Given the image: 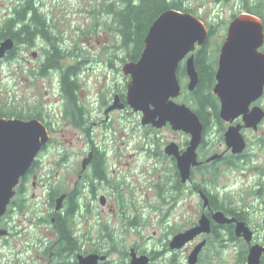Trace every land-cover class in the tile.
Here are the masks:
<instances>
[{"label": "rangeland", "instance_id": "374dc122", "mask_svg": "<svg viewBox=\"0 0 264 264\" xmlns=\"http://www.w3.org/2000/svg\"><path fill=\"white\" fill-rule=\"evenodd\" d=\"M35 1L49 25L50 33L57 39L62 58H65L63 64L75 60L79 62L77 101L88 110L87 115L84 114V123L80 128L64 117L66 99L60 89V70L54 68L46 75L38 74L42 61L38 57L44 53L41 49L47 47V43L40 38H35L33 45L18 43L11 57L0 60V112L10 114L6 117L22 119L41 115L45 124L49 122L47 125L52 131V139L40 156L41 165L37 171L39 179L43 181L50 179L59 185L68 179H76L81 159L90 146L106 148L109 180L98 185L100 188L97 191V196H106V206L102 208L99 200H94L93 216L81 225L76 221V231L78 236L83 232L95 235L100 232V222L109 225L99 233L102 234L103 247H107L105 251H109L111 263L107 264L125 261L126 253L133 246L140 254L153 249L161 251L153 264H186L188 251L181 249L174 258V254L165 247H168V241L176 231L196 220L201 205L189 185L176 195L172 187L174 169L169 159L163 156L159 157L160 161L152 156L149 158L141 147L152 152L156 148L161 149L165 140L184 143L190 139L189 134L171 128L148 132L141 124L139 113L131 109L115 110L110 114V120H103L105 105L112 103L116 93L125 92L130 79L123 74L122 65L129 59L128 52L134 46L132 43L127 47L122 44L114 22V12L108 10L109 5L113 10L118 8L121 0ZM173 1L180 2L189 9L188 12L200 18L208 27H213L208 50L215 57L219 54L233 16L239 14L246 4L253 6L264 0ZM23 3L24 0H0V24L3 25L14 9L21 8ZM33 51L37 52L36 57L32 55ZM248 134L261 142L256 147L252 146L246 158L239 161L238 165L243 171L237 167L220 168L216 172L213 189L217 188L215 191L223 200L232 199L234 204L248 207L249 221L256 229V240L262 241L264 122L257 132ZM60 160H63L62 163L57 164ZM28 186L26 206L12 213L8 221L9 226H13L18 233L9 242L0 240V264H45L48 261L43 256L44 263H29L36 260L34 241L43 233L30 222V216L33 215L32 207L41 205L45 189L43 186L31 188L30 182ZM173 195L178 196L175 201ZM38 210L43 212L41 208ZM233 244L229 243L227 248L220 247L218 242L210 244L204 253L208 259L212 257L213 263H207L205 255L199 264H243L237 257L240 244ZM30 245L31 249H28ZM43 250V246L39 248V251ZM68 259L71 263L74 258L70 256ZM169 260H173L172 263H165Z\"/></svg>", "mask_w": 264, "mask_h": 264}, {"label": "water", "instance_id": "95a60500", "mask_svg": "<svg viewBox=\"0 0 264 264\" xmlns=\"http://www.w3.org/2000/svg\"><path fill=\"white\" fill-rule=\"evenodd\" d=\"M207 25L188 11L168 8L151 22L143 39V48L137 60L125 62L122 72L130 76L126 88V102L134 111L141 112V124L162 127L169 124L173 130L189 134L185 150L180 153L178 146L170 142L165 151L176 160L182 182L189 180L191 167L197 165L196 148L201 142L203 124L196 112L185 103L172 100L181 89L177 77L178 64L185 60L188 76V90L196 88L199 75L194 65V50L203 46L208 37ZM264 43L263 20L251 13L241 12L229 22L225 38L220 46L215 84L212 87L220 101V117L232 122L242 116L243 126L256 129L264 117L261 107L249 104L259 98L264 91V54L258 48ZM14 47L11 37L0 40V60ZM116 101L113 103L115 104ZM113 108V107H109ZM241 125L229 126L225 130V140L234 152L245 147L240 133ZM49 140L46 126L35 118L0 117V218L14 196L15 187L31 166L38 152ZM218 155H213L215 158ZM85 165V160L83 161ZM204 197V204L207 199ZM63 196L57 199L56 209L60 208ZM104 203V197H101ZM219 223L232 222L222 211L213 214ZM210 231V220L202 214L198 224L183 232L174 233L169 240L171 249L182 247L197 234ZM5 230L0 229V235ZM236 235L247 241L252 232L244 222H236ZM201 241L189 254L188 264H195L203 246ZM264 246L254 244L249 248L246 264H260ZM129 264H148L145 254L137 255L130 249ZM106 256L90 253L78 256V264H98Z\"/></svg>", "mask_w": 264, "mask_h": 264}, {"label": "flooded vegetation", "instance_id": "af4514ba", "mask_svg": "<svg viewBox=\"0 0 264 264\" xmlns=\"http://www.w3.org/2000/svg\"><path fill=\"white\" fill-rule=\"evenodd\" d=\"M34 6L38 9V6L36 4V1L33 0ZM39 11V9H38ZM241 12H247L248 11H241ZM240 12V13H241ZM254 14V13H251ZM256 15V14H254ZM257 16V15H256ZM259 17V16H258ZM261 18V17H260ZM262 19V18H261ZM263 20V19H262ZM264 23V21H263ZM47 25V24H46ZM49 27V25H47ZM53 36V35H52ZM7 38V37H5ZM3 38V39H5ZM14 40V47L11 51L7 52V55L4 56V58L11 57L18 47L19 42L14 37H11ZM35 38H40L42 41L47 43V47L41 49L44 53L42 56H39L38 58H42L41 64L39 65V73L46 75V73L49 72V70L54 69L51 68L47 71L43 70V65L46 62L47 59V52L50 49L49 42L42 36L37 34ZM2 40V39H0ZM35 42V40H34ZM34 42L31 44L33 45ZM23 43V42H22ZM59 45V44H58ZM202 46H196L194 50V65H195V52L200 49ZM60 48V46H59ZM61 49V48H60ZM134 49L128 52L129 59L126 61L131 60H137L133 59L131 54L133 53ZM258 51L262 54H264V43L260 48H258ZM32 55L34 57L37 56V52L33 51ZM264 57V56H263ZM218 58V56H217ZM65 58H61L59 61L60 63L68 67H75V79L77 83L78 88V61L75 60V62H71L68 64H63ZM185 58L182 59L177 68V77L179 80V83L181 85V89L179 94L176 97H173L172 100L178 104L185 103L188 107H198L197 106V96L195 89L188 90L187 84H188V76L186 74L185 70ZM111 64V63H110ZM216 67H217V60H216ZM196 68V66H195ZM182 70V75H179V72ZM197 70V69H196ZM216 70V68H215ZM198 72V70H197ZM61 74V72H60ZM124 74V73H123ZM125 75V74H124ZM199 75V73H198ZM215 75V72H214ZM127 76V79L130 78L129 75ZM184 79L186 81H184ZM130 80V79H129ZM60 82V79H59ZM128 84V83H127ZM215 84V77H214V83ZM212 85V87H213ZM212 87L209 90V92L213 95V101L215 103L214 107L208 105H205L206 108L203 112L205 113L206 117L200 119V121L203 124V131H202V138L201 142L196 148V160L198 162L197 165H194L191 167L190 172V178L189 180L182 182L180 179V175L176 166V160L172 155H169L165 151V147L170 143L174 142L178 146V150L180 153H182L185 148L188 145L189 140L185 141L184 143H177L175 140H165L163 143V147L161 149L156 148L154 151H150L146 147L141 149L144 152H147V155L152 156L155 159H158L160 161L159 157L163 156L166 159H169L171 163V168L174 169V183L172 187L175 189L176 195L181 192V189L183 187H186L187 185L190 186V190L193 194L196 195V198L198 200V204L200 206V209L198 213H196V220L191 222L188 226L179 229L177 232H183L191 227H194L198 224L199 218L202 214H205L209 220H210V231L209 232H202L200 234H197L193 239L187 241L182 247L178 249H171L169 247V241L165 249L167 251H171V254H174V258H176V255L181 252V249H185V251H188L186 256V264H188V256L190 252L201 242L204 241L203 246L201 247L198 255L197 260L195 264L201 263L204 259V256L206 255L204 251L207 249V247L210 246V244L214 242H218L220 247H228L229 243H234L233 245H237V243L240 244V248L237 252L238 259L243 264L247 263V255L249 252V248L254 244H259L261 246H264V240H256V229L253 227L251 222L249 221V211L248 207H246L243 204H234L232 199L229 200H223L220 197V194L216 189H213V186L216 181V172L223 167H232V168H239L240 171H243L242 168L239 167L238 163L241 160H244L247 156V154L252 151V146L256 147L257 144H260L261 141L256 140L255 138H252V135H249L248 133H255L257 130L261 127L262 123L264 122V117L262 118L261 122L258 124V127L256 129L252 127H244L242 116H237L232 122H226L224 121L220 115V101L218 97L212 93ZM127 88V85H126ZM61 89V88H60ZM125 92L122 93H116L113 97L112 103H107L105 105L103 114L105 121L110 120V114H112L115 110H128L130 109L134 111L129 104L126 102V89H124ZM76 97H77V89H76ZM264 91L262 95L257 98L256 100L252 101L249 104V108L251 109L253 106H258L263 108L264 110ZM116 101L115 104H113ZM78 103V101H77ZM104 105V103H102ZM79 107H64V117H68L71 121L72 125L75 127H81L84 123V114L87 115L86 109L84 107H81L79 103L77 104ZM109 107H113L110 108ZM139 113V116L141 117L142 114L139 111H135ZM42 114V113H41ZM197 114V113H196ZM0 117H6L4 115H0ZM33 118V117H32ZM35 119H38L41 121L47 128L48 134H49V140L43 146V148L38 152L36 157L34 158L31 166L26 171V173L20 177L18 184L15 187V194L12 197L10 203L7 206V209L5 213L0 218V229L5 230L3 234L0 235V240H3L4 242L11 241L15 235L18 233L16 230H14L13 226H9L8 221L12 216V213L15 211H20L22 206H26V199L28 196V190L29 186L28 183H31V188H37L39 186H43L45 189V193L43 195V199L40 202V206L37 205L32 207L33 215L30 216V222L33 225H37V227L43 231L42 235H45L43 239H40L41 236L37 237L34 241V251H35V258L36 260H33L29 263H44V260L42 259L43 256L48 258V261L45 262V264H78V256L82 255L85 256L90 253H97L99 256L105 255V260H98V264H107L111 263L109 262V251H105L107 247H103V241H102V234H99L102 232L103 227L109 228L108 224L100 222L98 225L100 226V232L95 233V235L83 232L80 236L77 235L76 231V225L77 222L79 225L83 224L86 220L90 219L94 214V207H93V201L98 199L99 203L102 208H105L107 198L104 194H99L97 196V191L100 188V185L104 181H108V174H107V150L105 147L101 148L100 146L91 145L88 151L85 153V155L82 157L80 162V167L77 172V170H74L76 173V179H68L67 181L61 182L59 185H56V182L51 181L50 179H45V181L39 179L37 171L40 168V156L42 152L47 147L48 143L50 142L51 138V129L47 124L44 123L43 118L41 115H38L35 117ZM241 125L240 133L244 139L245 147L241 151L234 152L232 150L231 146H228L226 140H225V130L229 126H235V125ZM144 127L147 129L146 131H153L157 132L162 129L171 128L169 124H166L162 127H155L150 124L144 125ZM172 129V128H171ZM157 136V133L154 134ZM189 136V135H188ZM151 141V140H150ZM153 141H155L153 139ZM213 155H218L215 158H211ZM63 159V158H61ZM101 159L102 161V169H104V175L102 176L101 173H98L96 170L97 162ZM85 160V165H83V161ZM63 160H60L57 164L62 163ZM156 163H158L157 160H155ZM127 163V161H125ZM70 177V175H69ZM50 182V183H49ZM51 184V185H48ZM116 187V186H115ZM34 192V191H33ZM181 194V193H180ZM33 195V194H32ZM172 196L174 198V201L178 196ZM207 199V204H204V197ZM35 196V194H34ZM63 196L60 208L56 209V203L57 199ZM101 197H104V203L101 202ZM74 204V206H73ZM38 208H41L43 212H40ZM217 211H222L224 216L227 218H234L235 220L232 222H224L219 223L216 220L213 219V214ZM46 212V214H44ZM22 214V213H21ZM99 213H97V216ZM96 216V217H97ZM65 217V218H64ZM64 218V224L71 231V237L73 242L69 243L64 241L63 239V233L60 230L59 221L60 219ZM242 221L245 223L246 226L251 230L252 236L249 241H247L242 235H236L235 233V227L236 222ZM87 226V225H85ZM104 227V228H105ZM92 228V227H91ZM98 228V229H99ZM97 229V230H98ZM110 234V233H109ZM111 236V235H110ZM53 238V239H52ZM73 245V246H72ZM30 245L27 247L28 249H31ZM44 247V250L41 252L39 251V248ZM71 246L73 249H71ZM87 246V247H86ZM132 247V246H131ZM24 248V247H23ZM137 255H141L140 253H137L136 247H132ZM22 251V250H21ZM161 251H155L154 249L152 251H148L144 253L148 256L149 262L148 264L155 263L154 260L158 255H161ZM129 255V256H128ZM73 257V261L70 263L69 257ZM126 259L123 262H117L119 264L122 263H128L130 261V254L126 253L125 255ZM212 258V257H211ZM208 259V255H206L207 263H213L212 259ZM174 260V259H173ZM173 260H169L165 263H172ZM260 264H264L263 259V253L260 256L259 260Z\"/></svg>", "mask_w": 264, "mask_h": 264}, {"label": "trees", "instance_id": "16d2710c", "mask_svg": "<svg viewBox=\"0 0 264 264\" xmlns=\"http://www.w3.org/2000/svg\"><path fill=\"white\" fill-rule=\"evenodd\" d=\"M121 2L120 6L115 10L109 5L108 10L114 12V22L121 36L122 44L126 47L131 43L133 44L134 51L131 54L133 59L139 57L143 48L144 36L149 25L157 15L168 8L182 11L189 10L183 7L180 2L178 3L173 0H121ZM241 11L254 13L264 21V1H259L253 4V6L246 4ZM208 29V37L205 44L195 52V66L199 73V82L195 89L198 98L196 101L198 107L191 108L201 117L200 119L206 117L203 111L208 107H205V105L209 104L213 106L212 108H215V103L212 98L213 95L209 90L214 83L217 56L214 57L208 50V40L213 34V27L209 25ZM37 34L42 35L51 46L47 52V59L43 65V70L47 71L51 68L60 70V88L62 95L66 99L65 107L67 105L79 107L77 106L76 97L77 83L75 79V67L66 68L60 63L59 60L63 57V53L56 43V37L52 36L47 27L46 19L43 18L34 6L33 0H24L21 8H15L13 14L5 19L3 25L0 24V39L14 37L19 42L31 45ZM213 51L215 52L216 50ZM182 74L181 70L179 75L181 76ZM0 115L9 116L10 114L0 112ZM101 165L102 161L99 159L96 170L103 176L105 172ZM64 218H61L59 221L60 230L63 233L64 241L71 243L73 242L71 231L65 226ZM72 246L71 249H73Z\"/></svg>", "mask_w": 264, "mask_h": 264}]
</instances>
